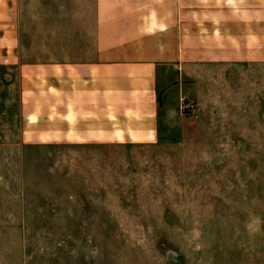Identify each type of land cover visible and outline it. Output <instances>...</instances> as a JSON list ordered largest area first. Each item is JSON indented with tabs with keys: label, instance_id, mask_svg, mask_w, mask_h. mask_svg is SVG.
<instances>
[{
	"label": "rangeland",
	"instance_id": "1",
	"mask_svg": "<svg viewBox=\"0 0 264 264\" xmlns=\"http://www.w3.org/2000/svg\"><path fill=\"white\" fill-rule=\"evenodd\" d=\"M54 2L25 1L24 60L61 57ZM226 68L155 143H72L24 135L0 63V264H264V62Z\"/></svg>",
	"mask_w": 264,
	"mask_h": 264
},
{
	"label": "crops",
	"instance_id": "2",
	"mask_svg": "<svg viewBox=\"0 0 264 264\" xmlns=\"http://www.w3.org/2000/svg\"><path fill=\"white\" fill-rule=\"evenodd\" d=\"M25 1L0 0V63L17 66L24 135L45 141L155 143L216 67L264 62V0H55L61 57L36 61Z\"/></svg>",
	"mask_w": 264,
	"mask_h": 264
},
{
	"label": "built area",
	"instance_id": "3",
	"mask_svg": "<svg viewBox=\"0 0 264 264\" xmlns=\"http://www.w3.org/2000/svg\"><path fill=\"white\" fill-rule=\"evenodd\" d=\"M182 111H184L186 114H190L192 117H197L196 115V107L193 103L186 102L185 100H182Z\"/></svg>",
	"mask_w": 264,
	"mask_h": 264
}]
</instances>
